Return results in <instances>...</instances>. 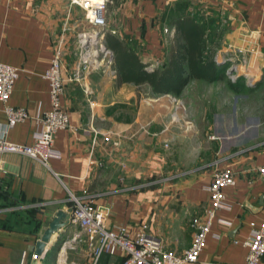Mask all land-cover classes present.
I'll return each instance as SVG.
<instances>
[{"label":"crops","instance_id":"obj_1","mask_svg":"<svg viewBox=\"0 0 264 264\" xmlns=\"http://www.w3.org/2000/svg\"><path fill=\"white\" fill-rule=\"evenodd\" d=\"M113 1L114 13L121 10L119 24L102 30L128 41L149 69L167 62L175 34L169 25L178 13L196 16L198 7L209 22L222 17L224 27L210 37H222L216 40L215 59L223 77L203 82L226 85L229 95L212 89L210 114L203 112L202 124L187 116L186 131L179 133L172 121H164L171 110L163 109V100L178 101L185 94L122 82L110 57L85 78H72L78 27L87 22L77 3L0 0V62L20 69L8 101L0 100V132L6 130V139L16 144L34 142L40 119L52 107L45 75L57 47L63 50L66 78L61 102L70 115L69 126L54 138L60 155L48 164L23 152L1 155L0 264H33L35 243L58 210L71 208L70 193L88 194L95 206L106 207L110 228L127 225L133 234L146 223L168 249L182 253L195 235L194 220L209 217L207 187L214 173L227 168L235 182L223 189L225 205L212 218L199 260L246 264L245 240L264 219V180L258 170L264 165V0ZM73 38L74 56L67 57ZM195 81L202 80L192 79L185 87ZM141 87L148 94L142 95ZM147 96L156 102L149 109ZM137 101L136 116L131 106ZM6 105L25 107L29 115L6 129ZM143 118L151 129L144 130ZM186 139L183 148L176 143ZM72 230L80 229L71 223L55 233L36 264H61ZM114 260L105 255L101 264Z\"/></svg>","mask_w":264,"mask_h":264},{"label":"built area","instance_id":"obj_2","mask_svg":"<svg viewBox=\"0 0 264 264\" xmlns=\"http://www.w3.org/2000/svg\"><path fill=\"white\" fill-rule=\"evenodd\" d=\"M85 10V17L91 29L79 33L77 43V68L72 78H85L91 71L98 68L102 61L112 56V51L104 43L107 25L108 0H71ZM63 50L57 47L45 77L50 85L52 107L40 119L41 130L36 133L34 142L20 145L10 142L5 137L6 130L0 132V159L5 152H23L31 157L48 164L51 157L60 153L53 147L55 134L58 129L70 124L69 112L63 107L61 96L65 90L66 78L63 75ZM18 67L0 62V100L8 101L13 85L19 76ZM234 76L233 69L227 70ZM176 100L175 97H173ZM6 129L24 120L29 111L25 107L6 105ZM110 137L107 135L106 140ZM118 145V141L115 142ZM264 180V165L258 168ZM235 182L234 172L227 168L217 170L208 185L211 209L205 221L194 220L196 232L190 247L182 253L168 249L162 238L149 229L148 224L141 223L132 234L127 225L110 228L107 225L108 209L95 206L88 194L70 193L71 222L81 227L88 235L89 245L94 252V263L101 264L105 255L114 257L113 264H200L199 255L207 245L211 231V221L215 212L225 205L223 189ZM254 226V223H252ZM248 247L246 264H264V219L245 240ZM25 261H23V264Z\"/></svg>","mask_w":264,"mask_h":264},{"label":"trees","instance_id":"obj_3","mask_svg":"<svg viewBox=\"0 0 264 264\" xmlns=\"http://www.w3.org/2000/svg\"><path fill=\"white\" fill-rule=\"evenodd\" d=\"M174 37L168 60L162 67L148 68L132 45L112 32H105L104 41L112 51V68L122 82L137 85L148 83L157 93L179 95L192 79L213 82L223 77L215 59L218 37H210L208 26L187 11L172 18Z\"/></svg>","mask_w":264,"mask_h":264},{"label":"rangeland","instance_id":"obj_4","mask_svg":"<svg viewBox=\"0 0 264 264\" xmlns=\"http://www.w3.org/2000/svg\"><path fill=\"white\" fill-rule=\"evenodd\" d=\"M118 1H121V0H118ZM108 3H109L108 11H107L108 23L106 27L113 28V27H116L117 23L119 24V21H116V20H118L117 19L118 16L121 15V10H118L119 12L115 14L114 6H117L116 5L117 2H114L113 0H108ZM78 6L80 7V9H83V11H85L82 6L80 5ZM194 14L197 16V18H199L200 21H202L208 27H210L209 29H207L209 35L215 34L217 30H220L221 27H224L222 25L223 22L221 21L222 17H217L211 20V22H209V18L204 17L202 10L198 7L194 8ZM210 25H212V27ZM169 27L171 28L172 25H169ZM78 29L79 31L77 32V37H76V50H77L79 33L83 30H89L91 29V27L87 22H83L82 24H80ZM221 38L222 37H220L219 39ZM66 49L68 51L67 57L74 56V38H73V44H71L70 47L69 46L66 47ZM149 66L150 65H148V67ZM212 89H215V90L219 89L218 91H220L221 94H224V97H227L229 95V91L226 90V85L219 86V85L209 84V83L203 82L202 80V81L192 82L189 87H184L181 93L185 95L182 97H179L180 99L178 101L173 100L172 98L168 99L167 97H165L163 100L164 101L163 109L171 110V112L169 113V117L164 118V121H172L173 126L176 127V130L179 133L186 131V128H187L186 125H188L187 116L189 117L194 116L196 123L198 124V122H200V124H202L203 117L201 116L203 112L204 113L207 112V114H210L209 112L212 111V105H211L212 101L210 100ZM221 89H223V91ZM140 91L142 92V95H144V94H148L149 89L147 90L145 87H141ZM189 95H193L194 96L193 98L195 100L193 101L192 97ZM147 97L145 98L147 99L149 103L144 102V105L147 107V109H149L150 107H152V104H156V102L154 99L152 100L149 97L148 98ZM139 102L140 101L132 102V106H131L133 108L132 113L135 114L136 116H137V112L135 110L139 108ZM133 114L131 115V120L134 121L136 120V117ZM143 119L146 121L148 118L147 119L143 118ZM145 121L143 123L147 125H143L144 130H147V126H149L151 129V125L149 122L150 120L148 119L149 123ZM176 130L174 129V131ZM167 141H169V143L172 142L171 140H167ZM187 141L188 139H186L184 142H176V143H179L180 145L179 147L183 148L185 147V145H187ZM79 229H80L79 231L75 230V232L72 230L73 231L72 234L69 237H67V239H65V240H68L69 248L61 264H68V262L70 261L69 259L73 261L71 262V264L72 263L73 264H93L94 263L95 257H94V252L92 250V247L90 248V246H87L89 244L88 235L85 233V231L81 229V227H79ZM100 261L102 262V260Z\"/></svg>","mask_w":264,"mask_h":264},{"label":"water","instance_id":"obj_5","mask_svg":"<svg viewBox=\"0 0 264 264\" xmlns=\"http://www.w3.org/2000/svg\"><path fill=\"white\" fill-rule=\"evenodd\" d=\"M112 60V56L110 57ZM71 211L72 209L69 208L68 210L60 209L58 210L52 219L47 223V227L44 230L41 238L37 240L33 247V253L35 254L36 258L33 261V264H36L38 259L41 255L45 252L46 247L50 244L51 238L55 233H58L64 228L71 224Z\"/></svg>","mask_w":264,"mask_h":264},{"label":"bare ground","instance_id":"obj_6","mask_svg":"<svg viewBox=\"0 0 264 264\" xmlns=\"http://www.w3.org/2000/svg\"><path fill=\"white\" fill-rule=\"evenodd\" d=\"M64 245H67V242L66 241L64 242Z\"/></svg>","mask_w":264,"mask_h":264}]
</instances>
